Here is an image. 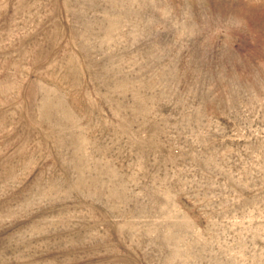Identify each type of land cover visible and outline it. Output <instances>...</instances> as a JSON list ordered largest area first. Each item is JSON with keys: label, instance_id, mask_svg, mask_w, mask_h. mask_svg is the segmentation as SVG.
Here are the masks:
<instances>
[{"label": "rangeland", "instance_id": "obj_1", "mask_svg": "<svg viewBox=\"0 0 264 264\" xmlns=\"http://www.w3.org/2000/svg\"><path fill=\"white\" fill-rule=\"evenodd\" d=\"M0 264H264V0H0Z\"/></svg>", "mask_w": 264, "mask_h": 264}]
</instances>
